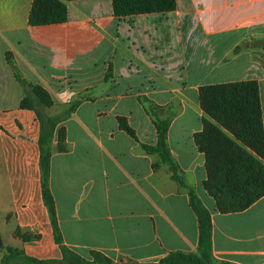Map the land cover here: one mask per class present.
Returning <instances> with one entry per match:
<instances>
[{
    "label": "crops",
    "instance_id": "crops-1",
    "mask_svg": "<svg viewBox=\"0 0 264 264\" xmlns=\"http://www.w3.org/2000/svg\"><path fill=\"white\" fill-rule=\"evenodd\" d=\"M32 3L0 0V264L6 248L38 261L62 259L42 198L40 122L22 106L24 89L6 52L22 79L49 93L46 115L80 101L57 126L50 159L66 248L86 260L95 251L134 264L196 252L197 218L186 190L142 148L157 141L148 100L169 120L178 172L210 213L214 261L264 264V197L240 213L220 214L202 187L204 157L194 143L204 116L202 86L256 82L264 124V0H175L172 12L125 18L113 15L111 0H78L65 2V22L39 26L28 24Z\"/></svg>",
    "mask_w": 264,
    "mask_h": 264
},
{
    "label": "trees",
    "instance_id": "trees-1",
    "mask_svg": "<svg viewBox=\"0 0 264 264\" xmlns=\"http://www.w3.org/2000/svg\"><path fill=\"white\" fill-rule=\"evenodd\" d=\"M78 0H33L28 16L30 26L62 23L67 20L65 2ZM113 15L125 18L140 14L166 13L175 10V0H111ZM6 60L16 80L24 89L22 106L33 110L40 122L39 167L41 171L42 198L50 215L54 240L62 252L61 260L38 261L23 257L20 251L6 248L7 255L1 264L23 262L24 264H115L103 254L90 252L86 260L70 251L62 243L57 225L55 203L49 188L52 140L57 126L74 113L80 101L69 105L62 113L48 116L45 109L53 106L49 93L40 86L22 79L16 70L12 55L6 52ZM143 102L141 98H138ZM198 100L204 114L202 130L194 135L197 150L204 157V191L214 200L220 214L240 213L264 197V124L258 85L254 81H243L199 88ZM146 112L154 118L157 141L155 146L142 145L144 151L155 153L168 166L175 180L184 188L189 204L197 218L198 245L196 252L174 251L154 263L145 264H231L216 262L212 257V222L208 209L195 192L188 188L178 166L174 162L167 144L168 119L157 116V108L148 100ZM120 128L135 137L133 130L123 119ZM57 150H66L65 133L59 130ZM0 242V247H1Z\"/></svg>",
    "mask_w": 264,
    "mask_h": 264
},
{
    "label": "rangeland",
    "instance_id": "rangeland-1",
    "mask_svg": "<svg viewBox=\"0 0 264 264\" xmlns=\"http://www.w3.org/2000/svg\"><path fill=\"white\" fill-rule=\"evenodd\" d=\"M112 69L111 67L107 70V73H106V78L108 76H110L112 73H111ZM20 74V72H18ZM177 103H175L173 105V111H177L179 109V106L181 105L180 101H176ZM179 102V103H178ZM14 103V99H11L10 100V104H13ZM169 111H166L164 110L163 112L166 113V112H169L170 114L173 113V111L171 110V108L168 109ZM166 111V112H165ZM178 112V111H177ZM18 264H24L22 261L21 262H18ZM115 264H134L132 261L128 260V259H121L120 258V262L119 263H115Z\"/></svg>",
    "mask_w": 264,
    "mask_h": 264
}]
</instances>
